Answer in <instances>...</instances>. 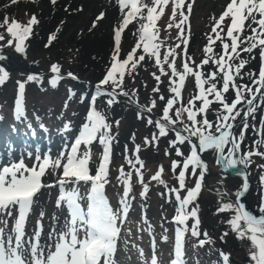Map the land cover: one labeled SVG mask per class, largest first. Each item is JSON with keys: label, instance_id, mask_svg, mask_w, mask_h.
Instances as JSON below:
<instances>
[{"label": "rangeland", "instance_id": "obj_1", "mask_svg": "<svg viewBox=\"0 0 264 264\" xmlns=\"http://www.w3.org/2000/svg\"><path fill=\"white\" fill-rule=\"evenodd\" d=\"M228 3L229 0L187 1L186 5L191 4L190 12L186 7V11L190 15L191 33L192 36H196V39L193 43L192 54L189 53V50L183 54L179 48L175 49L177 52L175 57L177 70L181 71L185 62L190 67H196L201 64L206 55L204 52L205 46L209 44L208 37L211 35L215 39L216 34L213 33V26ZM145 5L148 7L153 6V0L138 1V6L141 9L140 13L130 17V22L121 31L120 60L123 58L121 53L122 45L127 44L131 49L127 53L129 54L139 41L142 28H137L133 23L143 15L147 17V7H144ZM159 10L160 8H157V12L154 13L155 19L159 18L157 17ZM129 11H131L130 4L122 10L119 0H54V2L53 0H0V24H3L7 18L9 24L12 20H15L20 25L26 26L33 15H35L37 20L36 23L31 25V33L23 41L24 53L15 51L14 46L17 41L7 33L6 27H0V33L5 35V40L0 41V45H3L0 54L6 57V59L0 60V66H3L9 74L5 82L0 85V166L19 160L23 156L25 163L31 167L35 162L37 149H39L41 157L49 155L51 161H55L60 157L62 151H67L74 132L78 131L77 133L79 134L82 124L87 120L91 105L89 101L92 95L96 93V88H93L94 85L96 86L103 79L104 69L111 67L113 53L116 48V46L112 45L113 39L115 40V30L122 23L124 14ZM170 11L171 19L174 22L172 8ZM101 13H104V16L98 19ZM169 19L167 20L169 21ZM151 22L147 21L150 32L152 31ZM175 22L178 24L180 20L176 19ZM169 23L167 22V24ZM226 23L230 24V20H226ZM248 24L249 22L246 21L244 31L240 33L241 39L252 34ZM252 27H256V25L253 24ZM153 30L155 33L153 41L160 45V49L162 48L161 56L169 48H175L177 44H180L178 37L171 32L168 34L165 32L164 35L157 29ZM217 31L220 30L218 29ZM220 34L224 37L225 42L230 43V39L226 36V27ZM50 36L54 37L51 42H49ZM7 39H13V46H7ZM132 41H134V45L130 47L129 44ZM143 43V41H140L141 47L137 49L135 55L137 57L145 55V59L137 64L136 70L133 71L134 73L131 77L124 75L123 88L128 91L129 96L120 95L117 97V102L104 106H101V104L109 99L108 96L100 95L96 100L103 112L105 121L110 125V153L112 155L108 165L105 187L110 195L109 197L112 199V205L115 206V203H120L122 198L120 190L125 185L124 179L127 178L126 176L121 178V168L124 169L125 174L131 173L130 179L133 184L131 193L133 194L135 205L120 233L121 235L123 233L128 236L133 235V238L137 236V239L146 235L140 242H136L135 245L138 246L136 249L131 247L133 250H123L121 257L118 253L115 254V264H149V256L153 257L154 249L158 264H166L167 251L171 252L169 246L174 244L171 242L172 232L179 226L173 220L177 214L178 202L175 194L169 192L168 189L179 186L176 177L180 168H177L174 174L172 162L175 160L182 163L191 150L187 142L177 146L170 145L169 142L175 139L174 131L170 130L166 136H159L155 123L151 125L147 123L149 116L154 121L162 117L166 100L173 94L169 90L171 70L165 65L168 75H162L155 64V58H150L143 53ZM46 45L49 46L46 47ZM212 47L214 54H222V43L220 40H216ZM243 47H246V44H242L241 48ZM238 51L239 58L233 63L238 64L239 59L246 60L247 63L240 70V76L235 78V82L238 85L252 86V81L247 73L251 72L255 77H258L259 69L264 64L260 55L261 49L257 47L251 53L243 52L239 49ZM184 56H187L188 60L184 59ZM10 57H13V59H10ZM169 59L171 60L172 58L170 57ZM21 63L27 69L31 68L42 73L36 80L29 81L27 80L28 75L33 74L26 73ZM53 64L59 66L60 75V78L56 79L55 85H53L52 80L56 78L57 74L51 71ZM129 66L131 67V64ZM61 67L65 68L66 71H71L72 67L76 68V71L80 73L79 75L87 78L89 83L80 84L75 82L76 84L68 86L69 84L62 79L64 75L60 71ZM197 70L207 74L216 69L210 62L208 65H204L203 68H197ZM154 73L160 75L161 79L159 82L154 79ZM175 79L178 81V78ZM217 81L218 87H220L222 85L220 75H218ZM20 82L25 85L23 92L25 114L30 113L33 115L31 129L27 127L25 121L21 119V125V122H18L13 116L17 99L14 97V90L17 86L16 84ZM107 87L104 86V88ZM157 87L159 92H153V89ZM253 88L255 90V86ZM70 90L75 94L70 95ZM18 92L19 88L17 87L15 92L17 96ZM197 93L195 77L192 74H188L181 89V96L184 100L178 102L170 110V115L173 119H176L175 109L180 107L181 104L187 105L188 100ZM84 94H86V98L82 101ZM160 95H163L166 99L160 100ZM224 95L226 97L229 96L227 97L229 100L235 97V91L230 87V90ZM209 99H213V97L210 96ZM152 100H155L154 107L151 103ZM262 100H264V96L258 94L255 101L257 108L254 118L252 116L248 118L249 127L245 131L242 141L239 140V137L243 128V111H241V116L234 122L236 127L233 130V135L237 137L240 143L239 151L234 154L237 159L249 151L264 153V143L254 144V141H264V125L261 124V121L264 120V103H262ZM228 102L231 103V101ZM196 103L199 106L200 102L197 101ZM106 104L108 103L106 102ZM130 106L134 109L140 108L144 112L141 113L140 110H134ZM147 108H152L151 113L146 111ZM238 108L246 111V102H242L241 105H238ZM221 109L222 105L219 102H213L206 113L207 119L214 124L212 129L214 133L216 113ZM197 118L201 119L202 115H198ZM181 119L184 123H187V113H183ZM41 124L45 126L43 129L40 127ZM65 124H70L68 131L63 130ZM253 125H255V130L252 127ZM176 127L183 129V124L178 122ZM25 128L28 130L27 137L25 135L20 136ZM35 134L38 137H35ZM154 134L158 137L155 141L152 140ZM33 137H35L34 140ZM145 138H148V143L145 142ZM24 140H28L29 144L28 142L25 144ZM192 140L193 143L198 144L197 138L193 137ZM96 142L98 143L99 139ZM99 144L94 149H92L93 145L84 146L85 150L86 148L90 150L88 164L92 175H95L101 162V159L100 161L98 159L99 149L101 152L104 151V146ZM66 145L67 148L65 147ZM137 145L140 146L138 155L135 151ZM176 147H179L184 153L183 157L177 155ZM229 147H231L230 143L225 146L222 154L218 153L216 149H208L201 152L203 159L206 161L204 173L208 176H203L201 190L193 204L188 206V210L193 207L198 208L200 221L198 231L200 235L193 236L191 234V226L194 220L189 218L187 221L188 231L184 234L185 240L182 249L185 256V258L183 256V259L186 264H254L250 255L253 251L252 242L248 238L241 239L238 232L234 231L229 223L235 214L234 210L219 211V209L224 203L232 202L236 204L235 197L237 191L242 188V179L231 174L241 172L248 178L249 186L246 193L242 196V203L257 218L264 216V212L260 210L261 206L264 205V181L261 179L264 177V156L253 155L248 157L246 163H238L233 167H228L230 168L228 176L222 177L218 156H226ZM197 151H199V148ZM29 152L33 153L31 158L27 155ZM137 159L143 162L142 165L135 164ZM129 160L133 161L135 168L128 163ZM160 166L163 168L161 179L165 181L167 187L165 184L152 179ZM60 168L49 166L41 177L44 187L34 197L32 211L28 215L29 220H27L25 226V232L30 236L36 227L40 212L43 211L45 213L42 221L44 230L41 243L48 242V232L54 224L58 229L63 227L66 218L69 216L66 206L57 207V199L61 189L56 185V182L61 175ZM136 169L140 170L143 181L148 185L147 191L143 196L141 193L144 191V187L139 182ZM199 175L200 171L198 169L196 175L193 176L191 167L189 168L186 173V187L181 191V197L186 195L187 189L195 186ZM72 186L67 185L68 188ZM79 189L82 195L87 193L81 185H79ZM89 189L90 186L87 187L86 191ZM82 206L86 210V200L82 201ZM114 206L112 207L113 210L119 209V205ZM12 211V218L5 217V219H8L7 227L9 231L17 215L15 208ZM53 216H55V220H53ZM139 222H143V224H139ZM163 236H167L166 241L162 240ZM152 237L157 240L149 241ZM174 237L176 239V234ZM200 240H205V243L200 245ZM145 241L152 245L151 248H148V244L143 246L145 247L144 249L141 248L142 244H146ZM134 242L132 241V243ZM140 249L143 250V255H141ZM221 253L228 256L227 262L223 259L222 263ZM163 257L165 258L164 261H162ZM189 260L191 262H188Z\"/></svg>", "mask_w": 264, "mask_h": 264}, {"label": "snow or ice", "instance_id": "obj_2", "mask_svg": "<svg viewBox=\"0 0 264 264\" xmlns=\"http://www.w3.org/2000/svg\"><path fill=\"white\" fill-rule=\"evenodd\" d=\"M54 2V0H53ZM121 9L130 4L131 11L124 14V18L120 26L115 30L116 48L113 53V62L110 69L107 71L103 79L97 85L96 93L91 97L90 110L87 114V120L81 126V130L75 140L71 143L70 149L66 152L62 151L60 157L55 161H51L49 155L41 157L39 151L35 154V162L29 167L23 158L15 160L3 166H0V264H115L114 254L116 250V241L120 233L119 225L125 222L127 214L130 210L128 203L129 193L131 191V173L125 174L124 169H120L121 178L124 179L125 187L123 196L121 198L122 207L118 210H113L104 194V185L107 183L108 176V162L110 159V125L105 121L104 116L95 109V101L97 96L106 95L109 97L107 103L112 105L117 102V97L122 95L128 97V91L123 88V78L125 75L126 67L131 64L132 69H135L138 63L145 59V55H135L137 49L141 47L140 41H143V53L150 58H155V64L158 66L162 75H168L165 70V65L171 70L169 77L170 92L173 94L166 100V106L163 109V115L160 119L155 121L151 116L148 117L147 123L149 125L155 123L158 129L159 136H166L168 132H175V139L170 141V145L177 146L187 142L190 145V154L180 161L172 162L173 173L176 169L180 168L177 180L178 187H172L169 192L175 194L178 202L177 214L174 216V222L183 227L176 229V241L174 245V259L170 264H184L183 261V236L188 231L187 221L189 218L194 220L191 226V234L199 236V218L198 208L193 207L188 210V206L193 204L197 195L201 190V181L204 176V171L200 172L195 186L187 189L186 195L181 197V191L185 189L186 173L191 167V174L196 175L197 169H205L206 165L201 160L197 149L203 152L208 149H216L218 153H224V148L229 143L231 147L228 148L227 166L233 167L235 165L244 164L248 157L253 155L264 156V153L259 151H249L239 159L235 158L234 154L239 151L240 143L233 130L236 127L235 121L241 116L243 111V128L240 133L239 140L244 138L245 131L249 127L247 120L250 116L254 118L257 105L255 101L257 95L264 96V64H262L258 77L253 73H247L249 79L252 81V86L236 84L235 78L240 76V70L247 63L246 60L239 59L238 64L233 61L239 58V51L251 53L253 49L260 47V55L264 61V0H229L224 11L219 16L213 26V33L216 34L215 39L209 35V44L205 46V58L201 64L196 67H190L187 62L183 64V70L179 71L176 68L175 57L177 56L176 48H180L177 44L175 48H169L167 52L161 56L160 45L152 42L155 33L149 31V24L146 23L142 26V34L139 41L134 46L133 50L123 60L119 59V41L121 38V31L130 22L129 18L134 17L140 13L141 9L137 4V0H119ZM169 0H153V6L147 7V21L151 22L155 19L154 13L157 12L159 7L161 10L163 6L168 5ZM185 0H172V14L173 18L176 16L178 9H183ZM188 11H191V4L187 5ZM104 13L100 14L98 19L103 18ZM180 22L176 25L180 29L179 39L186 46L188 41L183 39L184 29L182 25L187 16L183 11H180ZM259 17V18H258ZM230 20V24L226 23ZM248 21V27L251 28V35L241 39L240 33L244 31L245 22ZM36 17L33 15L29 24L26 26L20 25L17 21L12 20L9 24L7 18L0 27H6L7 33L13 37L17 42L15 43V51L17 53H24L23 41L31 33V25L36 23ZM255 24L256 27H252ZM171 27V24L169 25ZM226 27V36L230 39V43L225 42L221 32ZM220 31H217V30ZM54 37L49 38V42ZM5 40V35L0 33V41ZM216 40L222 43V54L213 53V45ZM7 46H13V39H7ZM242 44L246 47L241 48ZM49 45H46V47ZM3 45H0L2 51ZM212 54V55H209ZM172 58L171 60L169 58ZM6 59L0 54V60ZM212 63L215 66V71L205 74L197 68H203L204 65ZM51 71L56 73L57 76L52 80L53 85L56 79L60 78L59 66L53 64ZM235 73V74H234ZM188 74L195 77L196 88L198 93L188 100L187 105L181 104L180 107L175 109L176 119L170 115V110L174 105L181 101V89L184 86L185 78ZM8 72L3 66H0V85H2L8 77ZM154 79L160 81V75L155 73ZM222 78V85L218 87L217 77ZM68 76L76 79V77L69 72ZM178 78V81L177 79ZM35 75H28L27 80H36ZM207 85V87H205ZM104 86H108L104 88ZM255 86V90L253 88ZM24 83H19V95L15 101V118L21 120L24 117L23 108V92ZM230 87L235 91V99L231 103L226 101L225 93L230 90ZM103 89V90H102ZM153 92H159V88H154ZM70 90V95H74ZM247 94V95H246ZM213 99H209V97ZM86 98V94L82 96ZM160 100H165L163 95H160ZM197 101L200 102L197 106ZM213 102H219L222 109L216 113L215 133L212 131L213 122L207 119V111ZM242 102H246L247 110L238 108ZM152 106H155V100L151 101ZM264 103V100H262ZM147 112L151 113L152 108H147ZM183 113H187V123L181 119ZM198 115H202L198 119ZM183 124V129L176 127L177 123ZM118 123V122H117ZM264 125V120L261 121ZM27 127L32 128V124L28 123ZM43 129L45 126L40 125ZM255 130V125L252 126ZM70 124H65L64 131H68ZM103 130V131H102ZM186 133V134H184ZM99 134V136H98ZM198 140L193 143L192 138ZM99 139V143L104 146L102 161L100 162L95 175L90 173L88 163L90 160V150L81 153V145L90 146L94 141ZM158 137L154 134L152 140H157ZM148 143V138H145ZM264 143V141H254V144ZM67 148V145L65 146ZM140 146L135 147L138 155ZM178 156L183 157L184 153L179 147H176ZM28 157L31 158L33 153L29 152ZM219 162V156H218ZM128 163L135 168V164H141L142 161L137 159L135 164L132 160ZM62 167V174L60 175L56 185L61 189L60 195L57 199V207L66 206L69 216L66 218L63 227L59 229L54 224L48 232V242L41 243L43 234V218L45 213L40 212L36 227L32 234L29 236L25 232V224L27 217L32 211L34 204V197L44 185L41 182V177L45 174L46 169L49 167ZM139 182L143 184L144 191L141 195H145L148 185L143 181V176L139 169H136ZM163 168L160 166L157 173L152 177L153 180L165 184L161 179ZM264 181V177L261 178ZM84 182L90 184V189L86 194H81L79 183ZM67 185H73L68 188ZM54 186V185H49ZM167 187V185L165 184ZM247 182L244 183L242 188L237 191V203L232 202L224 203L219 211H226L229 209L234 210V215L229 223L232 229L238 232L241 239L248 238L252 242L253 251L250 253L254 264H264V216L257 218L255 215L245 210V205L239 203V198L243 196L248 190ZM87 201L86 210L82 206V201ZM16 209L17 215L14 219L11 230H8V219L12 218L13 209ZM260 210L264 212V205ZM55 220V216H53ZM243 221V223H241ZM206 236V233H205ZM162 240L166 241L167 236H163ZM200 245L205 243V240L199 241ZM143 255V250H139ZM225 262L228 261V256L221 253ZM151 264H158L157 257L154 254Z\"/></svg>", "mask_w": 264, "mask_h": 264}, {"label": "trees", "instance_id": "obj_3", "mask_svg": "<svg viewBox=\"0 0 264 264\" xmlns=\"http://www.w3.org/2000/svg\"><path fill=\"white\" fill-rule=\"evenodd\" d=\"M166 7H163L162 8V10L160 9L159 10V12H158V15H157V17H159V18H156V19H154V21L153 22H151V27H152V30L153 29H157V31H159L161 34L163 33L164 35H165V32H167V34L169 33V32H171L172 34H174V36H177V37H179V35H180V33H179V28H177V23L175 22L176 21V19L177 20H180L181 19V17H180V15H178L177 14V18L176 17H174V22H173V20L171 19V8H172V0H169V4L168 5H165ZM170 18V19H169ZM167 19H169V21L167 20ZM167 22H170L169 24H167ZM147 23V19H146V16L145 15H143V16H141V18H138L137 20H136V27L137 28H142V26L144 25V24H146ZM175 23V24H174ZM171 24V27H169V25ZM189 34H190V36H191V38H192V40H191V38L189 39V45L191 46V48H190V46H189V49L187 48V50H189V53L190 54H192V52H193V43H194V40L196 39L194 36H192V33H191V30L189 31ZM185 37L186 36H184L183 35V39L185 40ZM178 39V41L180 42V45L182 46L183 45V43H182V41H181V39H179V38H177ZM190 42H191V44H190ZM179 50L181 51V53H182V49H180L179 48ZM185 58L184 59H187L188 57L187 56H184ZM188 60V59H187ZM136 70V68L135 69H130V70H127L126 72H125V74L126 75H128L129 77H131L132 75H133V71H135ZM183 69H181V71H182ZM60 71L64 74V75H68V73L69 72H71L76 78H77V80H79V81H85L86 82V80H83V79H87V78H83V77H81L79 74V72H77L76 71V68H74V67H72L71 68V71H66L65 70V68H62L61 67V69H60ZM125 78V77H124ZM124 78H123V80H124ZM64 80H65V82L66 83H68L69 85H72L73 84V80H71V79H69V78H66V77H64ZM236 83V82H235ZM227 97H229V96H227ZM226 96H225V98H226V100L228 101V98H227ZM26 106H28L27 105V103H26ZM28 109H29V106L27 107ZM27 114V116L28 117H26L25 119H23L22 121H25L26 123H27V125H28V123H31L32 124V114H30V113H26ZM96 145L97 144H95V147L93 146L92 148L94 149V148H96ZM143 224V222H139V224ZM143 228H145V227H143ZM123 236L121 237V239H120V241H119V248H118V255L121 257V253L123 252V250H130V249H132L133 250V248H131V247H134L135 249H136V247L137 246H135V244L134 243H132V241H136L135 240V238H133V235L132 236H128L127 234H125V233H123L122 234ZM146 236V235H145ZM145 236H142L141 238L143 239ZM141 239V240H142ZM146 239V238H145ZM140 240V241H141ZM154 240H157L155 237H153V241ZM140 241H138V242H140ZM131 243V244H130ZM130 252H132V251H130ZM163 259H164V257H163Z\"/></svg>", "mask_w": 264, "mask_h": 264}, {"label": "water", "instance_id": "obj_4", "mask_svg": "<svg viewBox=\"0 0 264 264\" xmlns=\"http://www.w3.org/2000/svg\"><path fill=\"white\" fill-rule=\"evenodd\" d=\"M24 68H25V70L30 74V73H32V74H36L37 76H39V74L38 73H35V71L34 70H32V69H27L25 66H24ZM201 158V157H200ZM236 174V176H239L240 178H243L242 180H243V185H244V183L245 182H247V178L245 177V175L243 174V173H235ZM236 203H237V198H236ZM242 201V196L239 198V203H242L241 202ZM245 210H247V209H245Z\"/></svg>", "mask_w": 264, "mask_h": 264}]
</instances>
